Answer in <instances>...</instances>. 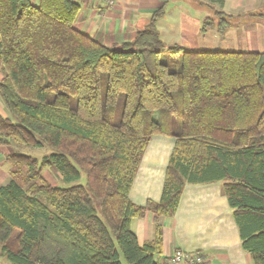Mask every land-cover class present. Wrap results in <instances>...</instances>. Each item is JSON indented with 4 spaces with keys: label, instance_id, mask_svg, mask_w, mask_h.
Instances as JSON below:
<instances>
[{
    "label": "trees",
    "instance_id": "16d2710c",
    "mask_svg": "<svg viewBox=\"0 0 264 264\" xmlns=\"http://www.w3.org/2000/svg\"><path fill=\"white\" fill-rule=\"evenodd\" d=\"M79 12L75 0H0V147L13 145L5 163L26 170L25 186L11 172L0 187L3 256L177 264L160 260L161 226L140 246L132 221L172 217L185 186L221 183L242 250L264 264V52L166 46L156 27L163 8L133 41L109 48L76 30ZM213 14L200 32L223 36L229 16ZM154 137L174 145L160 199L139 206L129 194ZM19 147L52 153L37 159ZM46 170L60 187L44 180ZM189 256L209 264L201 252Z\"/></svg>",
    "mask_w": 264,
    "mask_h": 264
},
{
    "label": "crops",
    "instance_id": "0c3cea01",
    "mask_svg": "<svg viewBox=\"0 0 264 264\" xmlns=\"http://www.w3.org/2000/svg\"><path fill=\"white\" fill-rule=\"evenodd\" d=\"M31 1L34 5L38 2ZM220 1L221 3L216 0L219 6L217 11L231 18V12L235 14L240 8H244L247 13L255 11L260 2ZM180 2L181 0H118L111 9H105L101 5L91 7L83 2L79 3L80 12L74 21V27L101 45L116 47L133 41L136 33L149 23L152 14L163 8L164 16L156 23L162 42L166 46L176 44L189 52H207L202 51L200 43L206 41L207 34L213 35V41L217 40L218 35L213 29L202 35L200 20L185 18L179 6ZM200 5L203 7L204 4ZM243 26L234 29L235 40L245 44L243 47L248 49L246 52H258L260 44L264 43V31H261L264 29V21H252L247 27ZM236 52L243 51L240 49ZM1 79L0 73V81ZM0 113L7 115L1 104ZM173 145L174 140L171 138L151 139L129 194L134 204L143 206L147 200L157 202L160 199L164 173ZM13 149V145L8 148L0 147V187L7 185L12 180L11 172H15L14 167L5 163V156ZM158 150L162 151L157 153ZM157 225L162 227L160 260L170 259L176 251L184 254L201 252L209 264H251L248 254L241 248L238 231L227 199L222 193L221 183L185 186L172 217L154 219L151 214L146 213L143 218L132 221L130 230L141 246L154 239Z\"/></svg>",
    "mask_w": 264,
    "mask_h": 264
},
{
    "label": "rangeland",
    "instance_id": "374dc122",
    "mask_svg": "<svg viewBox=\"0 0 264 264\" xmlns=\"http://www.w3.org/2000/svg\"><path fill=\"white\" fill-rule=\"evenodd\" d=\"M204 4L203 7L198 6L197 3ZM179 6L182 8L185 18H193L200 20V25L202 26V23L207 18H213L214 11H217L219 6H217L216 0H181L179 3ZM210 6V7H207ZM263 14L264 15V0H260L258 2L256 10H251L250 13H247L244 8L238 9L235 14L234 12H231L232 18L229 16L228 21L230 22V28H227L226 33L223 35L224 37H217L216 41L212 40L213 35L207 34L205 39L206 41L204 43H200V48L202 51L207 52H236L240 49L243 52L248 51V49L244 48L245 44L238 43L235 40L234 36V29L238 26L247 27L252 21H264V17H255L251 16V14ZM226 15V14H225ZM228 16V15H227ZM263 32L264 29H261ZM260 41V38L258 39ZM259 53L264 52V43L260 44L258 50ZM71 106H74V100L71 101ZM152 144V143H151ZM162 150H158L157 153H160ZM17 152L23 155L31 156L37 159H41L44 155H49L52 153V151L48 148L44 149H34L30 147H19L17 149ZM14 169V168H13ZM8 170V169H7ZM16 175L15 178L23 185L25 186V169H20L19 171L14 169ZM44 180H46L51 186L53 187H60V181L57 178L56 174L51 170H46L42 174ZM84 178L85 176L81 174V181L80 184H84ZM140 205V204H139ZM10 248L15 252L17 251V245L13 242V239L10 240L8 243ZM0 264H12L10 263L2 254L1 252V246H0ZM123 264H125L123 262Z\"/></svg>",
    "mask_w": 264,
    "mask_h": 264
},
{
    "label": "built area",
    "instance_id": "2783aa9c",
    "mask_svg": "<svg viewBox=\"0 0 264 264\" xmlns=\"http://www.w3.org/2000/svg\"><path fill=\"white\" fill-rule=\"evenodd\" d=\"M78 4L85 2L86 5H90L91 7H96L101 5L105 9L113 8L118 0H75ZM172 262L177 264H193V261L189 254H184L181 252L174 253L171 258ZM203 264V262L198 261V264Z\"/></svg>",
    "mask_w": 264,
    "mask_h": 264
}]
</instances>
